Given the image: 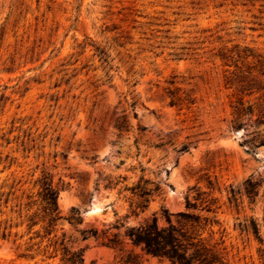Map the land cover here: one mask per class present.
Listing matches in <instances>:
<instances>
[{
	"label": "rangeland",
	"instance_id": "1",
	"mask_svg": "<svg viewBox=\"0 0 264 264\" xmlns=\"http://www.w3.org/2000/svg\"><path fill=\"white\" fill-rule=\"evenodd\" d=\"M235 45L264 52V0H0V264L59 262L28 257L43 230L11 213L36 210L42 177L61 215L79 212L55 229L83 264H171L125 232L178 226L186 199L209 219L212 203L203 236L228 264H264V147L244 143L253 127L229 128L241 95L210 58ZM174 92L193 103L170 106Z\"/></svg>",
	"mask_w": 264,
	"mask_h": 264
},
{
	"label": "trees",
	"instance_id": "2",
	"mask_svg": "<svg viewBox=\"0 0 264 264\" xmlns=\"http://www.w3.org/2000/svg\"><path fill=\"white\" fill-rule=\"evenodd\" d=\"M210 58L214 61L218 60L223 67L227 68L223 72L225 87L241 95L230 106L229 128L239 130L246 125L250 128L253 127V130L249 133L252 138L244 141V143H248L251 147H264V133L261 134L256 131L259 125H264V52L258 53L246 47L241 48L238 45L231 48L224 46L217 54H212ZM252 95H256L254 102H244V97ZM169 98L170 106H179L185 101L187 104L193 103V100L188 101V98H182L176 92L169 93ZM114 127L118 131H122V128H124L119 125H114ZM186 149L187 147H184V150ZM206 182L208 187L212 188V183L209 180ZM252 187L251 182H248L245 187L248 198L253 195L250 191ZM39 188V203L36 210L31 212L32 208L37 206L35 202L23 204V207L21 203H18L15 205V207L18 206V209L13 211L11 209V213L16 214V220H18L14 225L15 228L25 224L29 233L34 227L40 226L43 230V236L40 237L38 231H35L33 232L34 237L40 238L39 244L44 239L47 241V244L41 250H39L38 245L33 251L34 244H32L29 249L34 253L28 257L33 259L39 252L43 255L49 253L48 258H54L59 254L57 264H83L82 253L80 251H69L65 246L64 232L57 236L55 229L57 221H65L72 226L80 225L82 219L78 210L71 208L67 216L61 215L57 205L58 193L47 177L40 179ZM19 190H13L11 195L14 196L15 192ZM228 194V201L236 202V196L230 187ZM12 200L20 201L21 197L15 196ZM7 202L8 200L5 204ZM201 203L205 204L201 210L213 214V218L209 219L206 216L202 217L187 212L190 209H195V207L193 203L186 199V212L176 214L178 226L173 225L168 217H165L167 225L158 227L156 220L152 219L149 223L127 229L125 236L132 244L140 245L147 254L158 258H166L171 264H228L219 245L216 242L212 243L211 239H206L203 236V230L207 226L212 227V224L216 223L215 220H212L215 218L216 212L211 208V202L202 200ZM5 230L6 228H3L2 238L6 237ZM85 232L83 231V233ZM209 233L212 234L213 232L209 231ZM18 257L24 256L18 255ZM129 262L132 261L127 263Z\"/></svg>",
	"mask_w": 264,
	"mask_h": 264
}]
</instances>
